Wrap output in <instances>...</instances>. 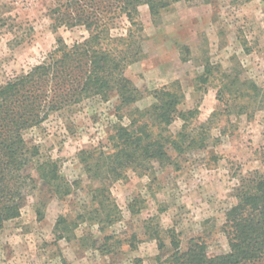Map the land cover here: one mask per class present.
I'll list each match as a JSON object with an SVG mask.
<instances>
[{
	"label": "rangeland",
	"instance_id": "obj_1",
	"mask_svg": "<svg viewBox=\"0 0 264 264\" xmlns=\"http://www.w3.org/2000/svg\"><path fill=\"white\" fill-rule=\"evenodd\" d=\"M50 2L0 0V85L42 61L57 35L68 44L87 36L81 27L54 33L46 15ZM139 11L144 57L125 72L144 92L136 105L150 103L151 91L178 80L185 94L178 108H198L192 125L207 128V147L175 157L166 167L155 164L152 177L129 172L114 182L109 190L122 217L99 228L86 219L91 216L85 212L92 209L84 190L89 181L76 154L105 145L107 130L117 120L113 103L92 98L49 113L25 138L38 146L41 158L56 159L61 173L84 189L62 199L29 196L20 216L0 229V264H155L157 255L174 251L165 232L170 229L182 251L191 240H200L210 257L228 252L223 226L237 202L235 190L242 177L264 174V107L250 108V117L238 114L230 92H224L226 104L216 92L225 76L264 86V0L180 1L154 22L146 5ZM207 70L208 81L201 83L205 91L195 89L194 79ZM181 125L175 119L170 130L177 132ZM37 199L46 202L39 218ZM156 231H161V248ZM109 234L127 240L101 253L96 247Z\"/></svg>",
	"mask_w": 264,
	"mask_h": 264
},
{
	"label": "trees",
	"instance_id": "obj_2",
	"mask_svg": "<svg viewBox=\"0 0 264 264\" xmlns=\"http://www.w3.org/2000/svg\"><path fill=\"white\" fill-rule=\"evenodd\" d=\"M180 1L194 0L50 2L46 15L54 33L59 28L81 27L87 36L68 44L57 35L42 61L0 85V229L20 216L29 196L62 199L74 189H84L80 181H69L61 173L56 159L41 158L38 146L25 138V132L39 126L51 112L92 98L113 103L117 120L107 130L105 145L90 146L76 154L89 181L84 190L90 195L92 209L85 212L91 216L86 219L99 228L111 226L122 217L109 190L114 182L126 178L129 172L152 177L155 164L166 167L174 164L175 157L207 147V128L192 125L198 108H178L185 99L178 80L151 91L152 101L139 107L136 103L144 98V92L125 73L144 57L139 7L146 5L154 22ZM209 73L207 70L194 79L195 89L205 91L201 83L208 81ZM226 90L238 114L250 117V108L264 107V86L250 79L225 76L216 92L219 101L225 100ZM175 119L182 125L172 132L170 126ZM235 196L237 202L226 213L223 226L227 253L210 257L200 240H191L182 251L170 229L165 232L171 235L169 243L174 251L164 257L157 255L155 264H264V174L242 177ZM45 203L36 200L38 218ZM128 209L135 211L132 204ZM159 233L153 236L161 248L164 243ZM102 239L104 243L96 247L101 253L112 252L127 240L113 234ZM110 239L113 241L108 243Z\"/></svg>",
	"mask_w": 264,
	"mask_h": 264
},
{
	"label": "crops",
	"instance_id": "obj_3",
	"mask_svg": "<svg viewBox=\"0 0 264 264\" xmlns=\"http://www.w3.org/2000/svg\"><path fill=\"white\" fill-rule=\"evenodd\" d=\"M172 78H174V77H172Z\"/></svg>",
	"mask_w": 264,
	"mask_h": 264
}]
</instances>
